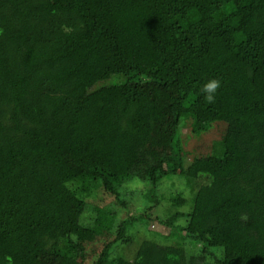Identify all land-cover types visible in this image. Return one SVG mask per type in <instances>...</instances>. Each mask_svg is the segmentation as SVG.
<instances>
[{
    "label": "trees",
    "instance_id": "obj_1",
    "mask_svg": "<svg viewBox=\"0 0 264 264\" xmlns=\"http://www.w3.org/2000/svg\"><path fill=\"white\" fill-rule=\"evenodd\" d=\"M218 123L189 158L183 130ZM159 129L166 147L151 153ZM173 175L204 182L163 191ZM132 180L141 214L128 213ZM91 183L110 204L87 201ZM163 203L173 240L117 255ZM43 257L264 264V0H0V264Z\"/></svg>",
    "mask_w": 264,
    "mask_h": 264
},
{
    "label": "rangeland",
    "instance_id": "obj_2",
    "mask_svg": "<svg viewBox=\"0 0 264 264\" xmlns=\"http://www.w3.org/2000/svg\"><path fill=\"white\" fill-rule=\"evenodd\" d=\"M224 129L225 125L222 123H218L214 126L213 129L207 131L201 136H195L190 132L189 127H186L183 130V138L185 150L190 154L189 158H191L193 155H203L208 153L211 149L212 141L219 139L223 134ZM166 136L167 135L162 130H156L155 133L150 137L147 144L148 151H150L151 153H157L163 150L166 147ZM203 182V178H199L195 181L192 188L186 190V184L182 180H180V177L173 175L166 180L165 184L162 186V189L163 191H184L185 193H192L196 189V187ZM87 186L89 190L93 189V191L87 197V201L89 203L96 206L106 207L113 200L109 193L104 189L100 187H96L94 189L92 183L87 184ZM142 187L143 186H141V184H139L137 180L128 181L123 184V190L132 191V193H127L129 215L138 212L139 214H141V211H138L137 204L132 201V196L134 191L140 188L143 189ZM125 211L123 209V211L121 212L120 215L122 217L127 214ZM152 212L153 213L151 215V218H144V216L141 215L142 217L139 219V222H137L141 224V228L132 233L126 241H124L117 247V255L132 260L139 241L148 238H155L160 241H168L170 240V238L172 239L174 229L171 226L166 225L164 222L172 213L175 212V208H171L167 204L163 203L160 204L158 208H156V210L154 209V211ZM157 215L160 216V220L159 218L157 219ZM100 245L101 242H97L91 245V247L93 249H97ZM58 262L59 259L54 257H43L41 260V264H58Z\"/></svg>",
    "mask_w": 264,
    "mask_h": 264
},
{
    "label": "clouds",
    "instance_id": "obj_3",
    "mask_svg": "<svg viewBox=\"0 0 264 264\" xmlns=\"http://www.w3.org/2000/svg\"><path fill=\"white\" fill-rule=\"evenodd\" d=\"M220 87L221 81L219 79H211L203 85L201 92L205 94V99L208 103L215 102L216 93Z\"/></svg>",
    "mask_w": 264,
    "mask_h": 264
}]
</instances>
